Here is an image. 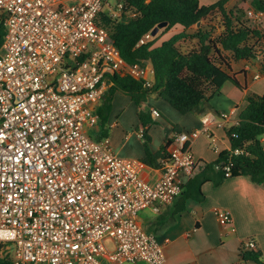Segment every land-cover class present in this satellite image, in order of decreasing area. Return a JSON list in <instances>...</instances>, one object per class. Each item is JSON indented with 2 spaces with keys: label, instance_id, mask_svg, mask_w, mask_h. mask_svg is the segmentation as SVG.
Returning a JSON list of instances; mask_svg holds the SVG:
<instances>
[{
  "label": "built area",
  "instance_id": "1",
  "mask_svg": "<svg viewBox=\"0 0 264 264\" xmlns=\"http://www.w3.org/2000/svg\"><path fill=\"white\" fill-rule=\"evenodd\" d=\"M100 12L135 16L125 0H0V254L10 251L13 264H164L163 242L139 211L171 204L199 167L192 140H215L208 119L175 134L160 177L146 182L142 160L91 136L107 77L127 71L149 86L152 73L124 61ZM245 17L260 23L264 11L250 7ZM215 216L232 221L226 210ZM255 246L249 239L241 252Z\"/></svg>",
  "mask_w": 264,
  "mask_h": 264
},
{
  "label": "trees",
  "instance_id": "2",
  "mask_svg": "<svg viewBox=\"0 0 264 264\" xmlns=\"http://www.w3.org/2000/svg\"><path fill=\"white\" fill-rule=\"evenodd\" d=\"M229 1L203 4L200 0H125L128 9L135 12L134 17L122 20L105 12L98 14V24L108 31L124 61L141 67L149 65L152 80L147 86L143 79L127 71L109 75V85L96 108L99 134L94 137L100 139L107 135V116L116 92L129 96L137 106H141L151 94H156L178 112L186 114L211 110L210 100L220 94L225 82L243 88L231 71V61L247 60L257 55V45H264V20L255 23L245 17L246 12L242 9L228 10L226 4ZM250 7L264 11V0H250ZM215 14L220 16L221 27L216 35L211 23ZM162 22H166L161 28L164 34L175 27L181 30L158 44V34L143 44H137ZM192 27L195 30L190 32ZM4 32L0 24V40ZM185 39H195L196 43L183 48ZM262 65L264 70V62ZM138 118L142 123L145 152L142 161L160 167L161 160L168 156L167 147L180 129L174 127L175 134L154 153L148 135V127L154 122L151 113L140 109ZM225 133L230 149L221 151L211 162L200 161L199 170L183 184L181 193L171 203L173 213L184 211L189 199L203 201L202 185L205 182L218 186L229 176H249L257 184L264 182V144L261 139L264 136V92L245 96V106L238 112L237 124L227 127ZM236 148H242V152L233 153ZM241 256L244 261L264 264L257 246L243 251ZM0 264H13L10 251L0 254Z\"/></svg>",
  "mask_w": 264,
  "mask_h": 264
},
{
  "label": "crops",
  "instance_id": "3",
  "mask_svg": "<svg viewBox=\"0 0 264 264\" xmlns=\"http://www.w3.org/2000/svg\"><path fill=\"white\" fill-rule=\"evenodd\" d=\"M232 1L226 4V8ZM180 30V27L172 28L165 33L164 39L169 38L171 32L175 34ZM261 62H264V57L260 58L258 53L254 58L231 61V71L243 88L225 82L220 94L210 100L212 109L202 112L182 114L156 94H151L141 106H137L129 96L116 92L112 98L113 107L117 102V108L112 107L113 113H116L113 117L116 118H108L106 135L110 138L112 151L121 157L143 160V139L138 134L142 129L138 111L142 109L149 111L154 121L148 127L150 149L154 153L175 134L174 127H178L180 132H187L201 128L208 119L209 133L215 140L202 133L192 140L191 150L199 163L201 160H215L221 151L230 149L225 129L237 124L238 112L245 106V96L264 92ZM148 79L152 80L151 72ZM120 94L127 99L123 100ZM122 101H127L126 107L130 110L125 119L122 118L124 109L121 107L122 110H118ZM92 133L98 136L99 131ZM261 139L264 144V136ZM160 175V167L146 163L140 172V177L146 182H153ZM202 192L203 201L187 200L186 209L178 214L173 213L172 204L160 206L158 213L149 208L139 211L140 223L163 242L164 264H257L251 260L244 261L241 256V245L249 239L254 240L264 259V182L257 184L249 176H229L218 186L205 182ZM215 209L228 211L232 221L227 225L220 224Z\"/></svg>",
  "mask_w": 264,
  "mask_h": 264
},
{
  "label": "rangeland",
  "instance_id": "4",
  "mask_svg": "<svg viewBox=\"0 0 264 264\" xmlns=\"http://www.w3.org/2000/svg\"><path fill=\"white\" fill-rule=\"evenodd\" d=\"M202 2H204V3H210V2H213V1H217V0H201ZM110 4L112 5V6H114L115 4H116V0H110ZM250 8V0H233L230 4H228V10H233V11H236L237 9H242V11L245 13L246 12V10L247 9H249ZM211 20H212V24H214V35H216V34H218L220 31H221V27H220V16L218 15V14H215L214 16H212L211 17ZM251 24H253L252 22H251ZM195 30V27H192L189 31L190 32H192V31H194ZM158 37H160V38H163L164 39V33H163V29H160L159 31H158ZM170 34H174V32H171ZM171 35V36H172ZM158 43H160V40H158L157 41V43L156 44H158ZM195 43H196V40L195 39H185V40H183V42H182V44H183V48H188V47H190V46H193V45H195ZM256 53H258V56L260 57V58H262L263 59V57H264V45H262L261 43H259L258 45H257V47H256ZM262 63V62H261ZM146 66H148V67H150L149 65H146ZM124 94V93H123ZM123 94H120L121 95V97H122V99L123 100H126L127 99V96H125V95H123ZM258 95H261V94H258ZM102 99V98H101ZM101 99H100V101H101ZM99 101V102H100ZM128 101V100H127ZM127 101H125V102H123L122 101V105L120 106V109H118L119 110V112L122 110V108L124 109V111H123V113H122V118L123 119H125L128 115H129V113H130V110H129V108L128 107H126V103H127ZM114 102V101H113ZM116 103L117 102H115V104H114V107H116ZM113 107V105L111 104V110H110V112L108 113V118H111L112 120L113 119H115L116 117H113L116 113L114 112L113 113V111H112V109L114 108H112ZM122 107V108H121ZM117 108V107H116ZM119 108V107H118ZM108 118H107V121H106V129H108V124H107V122H108ZM90 134H91V136H95L93 133H92V131H90ZM149 227H150V225H149ZM151 228V227H150ZM107 245H109V246H111V244H110V241H107ZM124 264H129V263H124Z\"/></svg>",
  "mask_w": 264,
  "mask_h": 264
},
{
  "label": "water",
  "instance_id": "5",
  "mask_svg": "<svg viewBox=\"0 0 264 264\" xmlns=\"http://www.w3.org/2000/svg\"><path fill=\"white\" fill-rule=\"evenodd\" d=\"M166 26V22H162V23H159L156 27H154V29L151 31V35L152 36H155L157 33H158V31L161 29V28H163V27H165Z\"/></svg>",
  "mask_w": 264,
  "mask_h": 264
}]
</instances>
